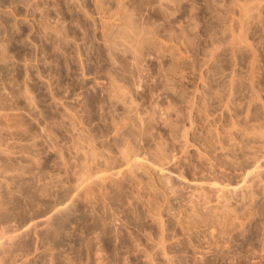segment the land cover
<instances>
[{"label": "rangeland", "instance_id": "rangeland-1", "mask_svg": "<svg viewBox=\"0 0 264 264\" xmlns=\"http://www.w3.org/2000/svg\"><path fill=\"white\" fill-rule=\"evenodd\" d=\"M118 1L0 0V264H264V0Z\"/></svg>", "mask_w": 264, "mask_h": 264}, {"label": "bare ground", "instance_id": "bare-ground-1", "mask_svg": "<svg viewBox=\"0 0 264 264\" xmlns=\"http://www.w3.org/2000/svg\"><path fill=\"white\" fill-rule=\"evenodd\" d=\"M119 1H120V0H119ZM119 1H118L117 3L120 4L121 2H119ZM116 6H118V4H117ZM118 7H119V6H118ZM119 9H121V8H119ZM145 34H146V33H145ZM143 37H144V35H143ZM143 37H142V38H143ZM144 39H145V38H144ZM129 62H130V61H129ZM133 62H134V61H133ZM127 63H128V62H127ZM138 63H139V62H138ZM128 64H129V63H128ZM129 66H130V64H129ZM136 66H137V65H136ZM138 66H139V65H138ZM123 67H125V66H123ZM126 67H127V66H126ZM130 67H131V66H130ZM128 69H129V67H128ZM126 70H127V69H126ZM133 70H134V69H133ZM135 70L138 71V69H135ZM135 70H134V71H135ZM125 72H126V71H125ZM129 72H130V70H129ZM131 73H132V72H131ZM134 73H135V72H134ZM140 73H141V71H140ZM131 75H132V74H131ZM134 75L136 76V74H134ZM137 76H140V75H138V73H137ZM126 77L128 78L129 76H126ZM130 78H131V80L133 79L131 76H130ZM138 80L141 82L142 79H141V80L138 79ZM111 82H112V78H111ZM129 82H130V80H129ZM113 83H114V82H113ZM109 84H110V83H109ZM129 84H130V83H129ZM132 84H133V83H132ZM139 84H140V83H139ZM141 84H142V83H141ZM112 85H113V84H112ZM121 85H123V84H121ZM116 86H117V84H116ZM132 86H133V85H132ZM109 87H110V86H109ZM119 87H120V86H119ZM134 87H135V85H134ZM137 87H138V86H137ZM112 88H114V85H113ZM117 88H118V87H117ZM119 89H120V88H119ZM130 89H131V88H130ZM133 89H134V88H133ZM135 89H137V88H135ZM112 90H114V89H112ZM110 91H111V90H109V92H110ZM117 91H118V89H117ZM121 91H123V90H121ZM126 91H129V90H126ZM114 93H116V92H114ZM118 93H119V92H118ZM122 93L125 94V91H124V92H121V94H122ZM126 94H127V93H126ZM128 95H129V94H128ZM116 96H117V95H116ZM128 97H131V95L128 96ZM119 98L121 99V97H120V93H119ZM131 99H132V98H131ZM121 100H122V99H121ZM132 100H133V99H132ZM130 102H131V101H130ZM131 103H133V101H132ZM129 105H130V104H129ZM126 107H127V106H126ZM133 108L135 109V106H133ZM136 109H137V108H136ZM130 110H133V109H130ZM130 110H129V111H130ZM137 110H138V109H137ZM129 111H128V112H129ZM128 112H127V113H128ZM137 113H139V112H137ZM137 113L134 112V114H135L134 117H131V116L129 115V116L132 118V120H134L135 116L138 118L139 114H137ZM128 114H129V113H128ZM131 114H132V113H131ZM124 116H125V114H124ZM127 116H128V115H127ZM129 116H128V117H129ZM139 118H140V116H139ZM139 118H138V119H139ZM149 118H150V117H149ZM129 119H130V118H129ZM135 119H136V118H135ZM140 119H141V118H140ZM116 120H117V119H116ZM151 120H152V119H150V121H151ZM119 121H120V120H119ZM122 121H123V120H122ZM126 121H127V120H126ZM134 121H136V120H134ZM148 121H149V119H148ZM150 121H149V122H150ZM128 122H129V121H128ZM137 122H141V121H137ZM126 123H127V122H126ZM118 124H119V123H118ZM118 124H117V125H118ZM122 124H123V123H122ZM127 124H128V123H127ZM130 124H131V123H130ZM132 124H133V122H132ZM136 124H137V123H136ZM142 124H143V122H142ZM149 124H150V123H149ZM151 124H152V122H151ZM112 125H113V124H112ZM124 125H126V124L124 123ZM128 125H129V124H128ZM140 125H141V124H140ZM122 126H123V125H122ZM144 126H145V125H144ZM144 126H143V127H144ZM148 126H149V125H148ZM131 127H132V125H131ZM141 127H142V126H141ZM141 127H140V128H141ZM112 128H113V127H112ZM128 128H129V126H128ZM145 128H146V127H145ZM150 128H151V126H150ZM122 129H123V128H122ZM130 129H132V128H130ZM130 129H128V130L126 129V130H127V131H130V133H132L131 135H133V132H134V131L131 132ZM135 129H137V128H135ZM142 129H143V128H142ZM147 129H148V128H147ZM147 129H145V130H147ZM148 130H149V129H148ZM114 131H115V130H114ZM114 131H113V132H114ZM151 131H152V130H151ZM115 132H116V131H115ZM147 132H148V131H147ZM117 133H118V132H117ZM121 133H122V132H121ZM123 133H124V132H123ZM130 133L128 132V135H129V136H131ZM137 133H138V132H137ZM149 133H150V131H149ZM135 134H136V133H135ZM126 135H127V134H126ZM136 135H137V134H136ZM124 136H125V135H124ZM133 136H135V135H133ZM131 137H132V136H131ZM125 138H127V137H125ZM125 138H124V139H125ZM114 139H115V138H114ZM118 139H119V138H118ZM125 140H126V139H125ZM93 141H94V140H93ZM109 141H110V140H109ZM127 141H129V139H128ZM131 141H132V140H131ZM123 142H124V141H123ZM87 143H88V142H87ZM92 143H93V142H92ZM93 144H94V143H93ZM120 144H122V143H120ZM128 144H129V142H128ZM89 145H90V144H89ZM91 145H92V144H91ZM92 146H93V145H92ZM94 146H95V145H94ZM128 147H129V146H128ZM128 147H127V148H128ZM95 148H96V147H95ZM121 148H122V147H121ZM118 150H120V149H118ZM125 150H126V148H125ZM130 150H131V149H130ZM88 151H89V150H88ZM92 151H93V150H92ZM95 151H96V150H95ZM131 151H132V150H131ZM122 152H124V151H121L120 153H122ZM128 152H129V151H128ZM128 152H127V153H128ZM90 153H91V152H90ZM120 153H119V154H120ZM125 153H126V152H125ZM92 154H93V153H92ZM86 155H87V154H86ZM88 155H89V153H88ZM93 155H94V154H93ZM121 155H124L123 157L126 158V155H127V154H126V155H125V154H121ZM94 157H95V156H94ZM88 158H89V156H88ZM88 158H87V160H88ZM90 158H91V157H90ZM93 159H94V158H93ZM93 159H92V160H93ZM116 159H118V158H116ZM121 159H122V158H121ZM126 159H127V158H126ZM118 160H119V159H118ZM124 160H125V159L123 158L122 161H124ZM127 160H128V159H127ZM122 161H121V162H122ZM125 161H126V160H125ZM119 162H120V161H119ZM0 163H1V160H0ZM81 163H82V161H81ZM105 163H106V162H105ZM116 164H117V163H116ZM122 164H123V163H122ZM86 165H87V164H86ZM86 165H85V166H86ZM125 165H126V164H125ZM0 166H1V165H0ZM81 166H82V164H81ZM87 166H88V165H87ZM127 166H128V165H127ZM127 166H125V167H127ZM83 167H84V166H83ZM111 167H112V166H111ZM111 167H110V168H111ZM125 167H124V168H125ZM81 168H82V167H81ZM113 168H114V167H113ZM103 169H104V168H103ZM133 169H134V168H133ZM97 170H98V169H97ZM95 171H96V170H95ZM101 171H102V170H101ZM128 171H129V170H128ZM79 172H80V171H79ZM82 172H83V170H82ZM76 173H78V172L76 171ZM84 173H85V172H84ZM88 173H90V172H87L86 175H88ZM91 173H92V171H91ZM93 173H94V172H93ZM132 173H133V172H132ZM82 174H83V173H82ZM79 175H80V174H79ZM79 175H78V176H79ZM83 176H84V175H83ZM81 177H82V176H81ZM84 177H85V176H84ZM168 177H169V176H168ZM76 178H77V177H76ZM79 178H80V177H79ZM82 178H83V177H82ZM85 179H86V178H85ZM85 179H84V180H85ZM84 180L82 179V182H83ZM88 180H89V179H88ZM78 181H79V180H78ZM76 182H77V181H76ZM79 182H80V181H79ZM82 182H81V183H82ZM85 183H86V182H85ZM85 183H84V184H85ZM142 183H143V182H142ZM142 183H141V184H142ZM145 184H146V183H145ZM77 185H78V184H77ZM137 185H138V184H137ZM139 185H140V184H139ZM147 185H148V184H147ZM80 186H82V185H80ZM84 186H85V185H84ZM227 207H228V209L231 208L230 206H227ZM227 207H226V208H227ZM229 207H230V208H229ZM228 213H231V212L228 211ZM197 214H198V213H197ZM223 214H224V213H223ZM226 214H227V213H226ZM232 214H233V213H232ZM193 215H194V214H193ZM227 215H228V214H227ZM227 215H226V216H227ZM233 215H234V214H233ZM235 215H236V214H235ZM212 217H213V216H212ZM215 217H216V216H215ZM215 217H214V218H215ZM222 217H223V216H222ZM236 217H237V216H236ZM216 218H217V217H216ZM216 218H215V219H216ZM230 218H231V217H230ZM232 218H233V217H232ZM198 219H199V218H198ZM218 219H220V218H218ZM225 219H226V218H225ZM225 219H224V220H225ZM234 219H235V218H234ZM222 220H223V219H222ZM231 220H232V219H231ZM187 221H188V220H187ZM193 221H195V220H193ZM215 221H216V220H215ZM220 221H221V220H220ZM221 222H222V221H221ZM232 222H233V221H232ZM232 222H231V223H232ZM7 223H8V222H7ZM12 223H13V222H12ZM60 223H61V222H60ZM215 223H216V222H215ZM215 223H214V224H215ZM225 223H227V222H225ZM63 224H64V223H63ZM216 224H217V223H216ZM232 224H233V223H232ZM1 225H2V224H1ZM3 225H4V224H3ZM6 225H7V224H6ZM6 225H5V226H6ZM10 225H11V224H10ZM39 225H42V224H39ZM104 225H105V224H104ZM219 225H220V224H219ZM221 225H222V224H221ZM8 226H9V225H8ZM19 226H20V225H19ZM227 226H228V225H227ZM6 227H7V226H6ZM15 227H16V226H15ZM25 227H26V226H25ZM86 227H87V226H86ZM4 228H5V227H4ZM11 228H12V227H11ZM11 228L9 227V229H11ZM26 228H27V227H26ZM26 228H25V229H26ZM62 228H63V227H62ZM9 229H7V230H9ZM13 229H14V228H13ZM25 229H24V230H25ZM57 229H58V228H57ZM57 229H55V231H56ZM60 229H61V228H60ZM60 229H59V230H60ZM221 229H222V228H221ZM2 230H3V229H2ZM11 231H12V230H11ZM7 232H8V231H7ZM9 232H10V230H9ZM57 232H58V231H57ZM0 233H1V232H0ZM15 234H16V233H15ZM17 234H18V233H17ZM7 235H8V234H7ZM11 235H12V234H11ZM46 235H47V234H46ZM8 236H9V235H8ZM16 237H17V236H16ZM37 237H38V236H37ZM37 237H36V239H37ZM17 238H18V237H17ZM17 238H16V239H17ZM4 239H5V238H4ZM6 239H7V238H6ZM8 239H10V237H9ZM43 239H44V238H43ZM10 240H11V239H10ZM63 240H64V239H63ZM1 241H2V240H1ZM7 241H8V240H7ZM16 241H17V240H16ZM58 241H59V240H58ZM4 242H5V241H4ZM12 243H13V242H12ZM36 243H37V242H36ZM1 244H2V243H1ZM3 244H4V243H3ZM4 245H5V244H4ZM37 246H38V245H37ZM163 247H164V246H163ZM1 248H2V246H1ZM136 248H137V247H136ZM3 249H4V248H3ZM18 249H19V248H18ZM93 249H94V248H93ZM162 249H163V248H162ZM40 250H41V249H40ZM144 250H145V249H144ZM11 251H13V250H11ZM22 251H23V250H22ZM36 251H37V248H36ZM2 252H3V251H2ZM144 252H145V251H144ZM163 252H164V250H163ZM3 253H4V252H3ZM6 253H7V252H6ZM9 253H10V251H9ZM139 253H140V252H139ZM0 254H1V253H0ZM4 254H5V253H4ZM101 254H102V252H101ZM150 254H151V253H150ZM5 255H6V254H5ZM11 256H12V255H11ZM16 256H17V255H16ZM148 256H150V255H148ZM5 257H6V256H5ZM13 257H14V256H13ZM51 257H52V256H51ZM101 257H102V256H101ZM151 257H152V256H151ZM14 258H15V257H14ZM19 258H20V257H19ZM19 258H18V259H19ZM27 258H28V257H27ZM27 258H26V259H27ZM67 258H68V257H67ZM142 258H143V257H142ZM153 258H154V257H153ZM153 258H151V259H153ZM26 259H24V260H26ZM82 259H83V258H82ZM149 259H150V258H149ZM149 259H148V262H150ZM15 260H16V259H15ZM22 260H23V259H22ZM27 260H28V259H27ZM98 260H99V259H98ZM101 260H102V259H101ZM153 260H154V259H153ZM2 262H3V261H2ZM2 262H1V263H2ZM18 262H22V261H18ZM45 262H46V261H45ZM66 262H67V261H66ZM126 262H127V261H126ZM43 263H44V262H43ZM49 263H50V262H49ZM69 263H70V262H69ZM98 263H99V262H98ZM102 263H103V262H102ZM145 263H146V262H145ZM3 264H5V263H3ZM50 264H51V263H50ZM66 264H67V263H66ZM148 264H149V263H148ZM153 264H154V263H153Z\"/></svg>", "mask_w": 264, "mask_h": 264}]
</instances>
